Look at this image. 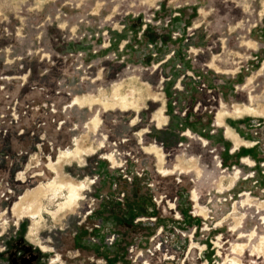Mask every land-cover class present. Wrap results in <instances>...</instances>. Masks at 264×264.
Listing matches in <instances>:
<instances>
[{
	"label": "rangeland",
	"instance_id": "1",
	"mask_svg": "<svg viewBox=\"0 0 264 264\" xmlns=\"http://www.w3.org/2000/svg\"><path fill=\"white\" fill-rule=\"evenodd\" d=\"M230 121L253 147L231 154ZM55 179L86 188L53 218ZM159 239L175 259L151 264H264V0H0V264H132Z\"/></svg>",
	"mask_w": 264,
	"mask_h": 264
},
{
	"label": "bare ground",
	"instance_id": "2",
	"mask_svg": "<svg viewBox=\"0 0 264 264\" xmlns=\"http://www.w3.org/2000/svg\"><path fill=\"white\" fill-rule=\"evenodd\" d=\"M117 97L118 98L116 99V101L118 102L119 107L121 109L127 110V109H130L134 106L133 97H128L127 95H120ZM75 101L80 102V99H76ZM113 101H115L113 97L105 99L106 103H112ZM160 122H161V124H163L162 121H160ZM94 125H95V122H94ZM146 150L149 151L150 153H155V154L160 153V149H157V147H154V146L149 147ZM78 152L79 151H78L77 147L73 150H65V151L60 153V157H62L64 159H70V158L76 159V158H79ZM231 181H232L231 183H233L234 179H232ZM85 188H86V186L83 182L75 184L72 182L57 180V179H55L52 182L47 183L45 186H42L41 190L43 192L42 193L43 198H47V197L52 196V195L57 197L58 195H62L63 191H66V194L64 195V201L57 204L56 210L54 212H50L47 210L46 212L51 214V216L53 218H56V217H58V215H60V213H62L63 211H66V209H69V210L73 209V207H75L77 205V202L80 200L81 192L84 191ZM24 209H26V207H24ZM24 209L21 208V205H20V211H19L20 214L21 213L24 214L23 213ZM27 209L29 210L27 215H29L34 221V223H33L34 226L30 230L31 233L34 235L35 234V233H33V231L35 230L34 227L40 225V220L42 219V216H40V214H39L40 212H38V211L31 210L28 207H27ZM203 212H205V210H203ZM38 214L40 216L39 217L40 220L38 219L39 221H35V219L38 217ZM238 225L239 224H237V226ZM33 235H31V236H33ZM218 256H220V255H218ZM230 264H241V263L238 260H233L230 262Z\"/></svg>",
	"mask_w": 264,
	"mask_h": 264
},
{
	"label": "built area",
	"instance_id": "3",
	"mask_svg": "<svg viewBox=\"0 0 264 264\" xmlns=\"http://www.w3.org/2000/svg\"><path fill=\"white\" fill-rule=\"evenodd\" d=\"M202 87L204 88L205 85L202 84ZM174 105H176V102H174ZM199 107H201V104H197V106L194 108V112H195V110L198 111L199 110ZM186 112H187V109L184 110V112L182 113V115H184ZM248 194H250V193L248 192ZM241 197H243L242 194H239L238 195V198H241ZM159 199H162L163 200L164 198L163 197H160ZM162 200L159 202V205L162 202ZM168 202H172L174 204V206H175V207H173L172 210H169L168 209L170 212H173V214L175 215L173 217L174 220H181V215L176 210V208H177L176 207V204H175L176 201H173L171 199L170 200H167L166 201L167 207H168ZM234 203H236V202H234ZM192 209L194 210V213L191 212V216L197 217V215L195 214L196 213V210H195L194 206H193ZM145 220L146 219H144V218H137L136 221H134V224L139 223V222H143ZM156 221H157V218L156 217H151V218L147 219L146 222H149L151 224H155ZM94 228L95 229H99L100 228V225L99 224H96V225H94ZM91 229L93 230V228H91ZM156 231L157 232L155 233L152 241H154V239H156L157 237L162 236V233H163L162 227L157 228ZM195 233H196V229H193L192 230V235H194ZM181 236L183 238H186V237L189 238V236L186 235V234H181ZM117 240H118V238H117V235L115 233H107L106 232V233H104L103 238H102V242H103V246L102 247L107 248V249L108 248H111V247H113L116 244ZM161 241H163V240L159 239L157 242H154L152 244V247H149V248L147 247V249L139 248L138 245H130L127 248V250H126L127 251V254H128V256H127L128 259L131 260V263L132 264H151V261H149L150 258L153 257V256H155L158 252H161V254H162V257H161L162 262L165 263V262L174 261L175 255L172 254V251L169 250V248L167 249L166 246H163V245H166V243L161 242ZM91 242H92V244H98L97 241L94 238L91 239ZM107 249H104V251H106ZM54 260L56 261V264H57L58 259H54ZM54 260H52L51 264H53Z\"/></svg>",
	"mask_w": 264,
	"mask_h": 264
},
{
	"label": "crops",
	"instance_id": "4",
	"mask_svg": "<svg viewBox=\"0 0 264 264\" xmlns=\"http://www.w3.org/2000/svg\"><path fill=\"white\" fill-rule=\"evenodd\" d=\"M157 97V96H156ZM79 99V98H78ZM152 100L153 101H159V100H161V99H155V98H152ZM160 109H162V113H163V117H164V119H165V122L162 124V125H158V122L154 119V115L160 110ZM234 109V108H233ZM231 112H233V110L231 111ZM251 115H253V114H251ZM238 117V116H237ZM151 121L153 122V123H155V126H156V128H161L162 126H164L165 124H166V116H165V114H164V102L162 101V103H161V106L158 108V110L151 116ZM239 118V117H238ZM134 121V120H133ZM230 123V132H232L233 134H234V136H235V138H236V140H238V142H236V141H234L233 139H231L230 137H228V139H229V142H230V145H231V149H232V151H231V154L233 155H235V154H237V152H239V151H245L244 150V148L245 149H247V148H251V147H253L254 146V144L253 143H250L249 142V140L248 139H245V138H247V135H246V133L244 134L243 132H242V130L239 128V126H238V123L237 122H229ZM187 133L189 132V131H186ZM183 135H185L184 133H183ZM244 140V141H243ZM248 141V142H247ZM244 143H248V144H251V145H244ZM151 146H154V147H157L158 148V146L157 145H151ZM159 149V148H158ZM241 163H243V164H248L247 162H246V160L248 161V162H252L253 163V161H251L250 159H248V158H246V157H242L241 156ZM156 160L158 161V159L156 158ZM159 162V161H158ZM237 176V175H236ZM100 238V237H99Z\"/></svg>",
	"mask_w": 264,
	"mask_h": 264
},
{
	"label": "flooded vegetation",
	"instance_id": "5",
	"mask_svg": "<svg viewBox=\"0 0 264 264\" xmlns=\"http://www.w3.org/2000/svg\"><path fill=\"white\" fill-rule=\"evenodd\" d=\"M27 262V261H26ZM24 263V262H23Z\"/></svg>",
	"mask_w": 264,
	"mask_h": 264
}]
</instances>
